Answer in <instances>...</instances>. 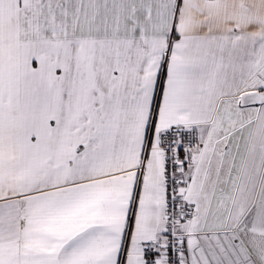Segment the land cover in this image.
<instances>
[{"label":"snow or ice","instance_id":"obj_1","mask_svg":"<svg viewBox=\"0 0 264 264\" xmlns=\"http://www.w3.org/2000/svg\"><path fill=\"white\" fill-rule=\"evenodd\" d=\"M0 264H264V0H0Z\"/></svg>","mask_w":264,"mask_h":264}]
</instances>
